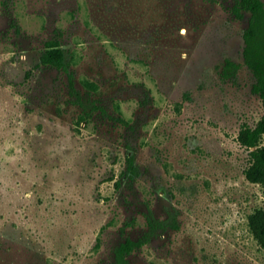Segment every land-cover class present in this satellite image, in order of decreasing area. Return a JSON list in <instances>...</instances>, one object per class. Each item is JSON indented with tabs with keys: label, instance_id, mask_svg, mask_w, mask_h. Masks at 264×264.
Listing matches in <instances>:
<instances>
[{
	"label": "rangeland",
	"instance_id": "obj_1",
	"mask_svg": "<svg viewBox=\"0 0 264 264\" xmlns=\"http://www.w3.org/2000/svg\"><path fill=\"white\" fill-rule=\"evenodd\" d=\"M233 4L0 0V264H113L150 210L165 226L128 264H264L248 224L264 191L238 140L263 107L243 55L249 13ZM51 39L85 106L41 64ZM228 58L241 64L230 78Z\"/></svg>",
	"mask_w": 264,
	"mask_h": 264
},
{
	"label": "trees",
	"instance_id": "obj_2",
	"mask_svg": "<svg viewBox=\"0 0 264 264\" xmlns=\"http://www.w3.org/2000/svg\"><path fill=\"white\" fill-rule=\"evenodd\" d=\"M232 11L238 18H244L245 14L249 13L248 25L244 30L243 55L245 64L251 69L255 78L253 91L259 95L263 107V114L255 125L247 122L242 124L238 140L249 152V164L245 169L246 177L251 182L260 184L264 191V142L262 141L264 137V0H234ZM41 64L65 71L68 74L71 94L76 97V102L80 106H85L81 92L75 85V75L68 51L63 47L61 40L51 39L45 43ZM240 68V63L228 58L224 65L223 76L230 78L237 74ZM86 85L93 90L98 89V85L93 81H87ZM97 109L107 115L105 109L99 105H94L92 112ZM87 115L81 114L78 122L87 119ZM118 120L127 122L123 117H119ZM127 160L131 177L137 176L139 171L135 164V153H130ZM148 223L150 229L145 234L138 238L127 236L116 246L113 264H128L130 255L149 243L155 232L165 226V221L158 219L152 210L148 214ZM248 224L264 252V205L256 207L249 213Z\"/></svg>",
	"mask_w": 264,
	"mask_h": 264
}]
</instances>
